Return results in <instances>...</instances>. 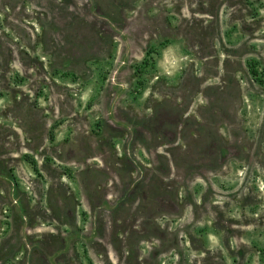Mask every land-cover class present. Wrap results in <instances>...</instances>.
<instances>
[{
	"label": "rangeland",
	"instance_id": "374dc122",
	"mask_svg": "<svg viewBox=\"0 0 264 264\" xmlns=\"http://www.w3.org/2000/svg\"><path fill=\"white\" fill-rule=\"evenodd\" d=\"M0 1V33L9 42L16 38L12 28L7 26V19L16 28L20 24L21 10L13 11L17 4L22 6L25 14L21 17L22 23H33L38 33L40 28L32 21L35 14L37 18H75L77 23L74 28L77 27L82 38L93 37L103 42L99 35L102 30L96 29L95 22L102 19L98 18L101 17L100 10L94 0L93 10L88 0H33L34 8L29 0H24L23 3L22 0ZM164 4L163 0H136L133 4L134 12L128 15L134 18L131 21L133 30L155 35L147 53H142V49L130 53L128 46L126 60H129L130 65L140 68L136 79L142 90L137 94H128L122 103L123 108L149 116V120L142 123L147 127V139L143 141L147 144L145 155L150 166L146 172L136 167V177L126 192L127 194L135 185V189L126 198L131 211L135 209L134 196L131 195L138 189L135 203H140V206L136 213H141L144 208L150 213L147 217V239L139 245L135 243L137 247L132 252L122 246L117 252L107 253V260L101 254L100 262L95 261L93 250L89 246L78 245L76 249L79 264H134L138 253L139 259L147 258L143 264H264V0H222L221 3L213 0L216 15L206 17L205 23L200 25H205L208 29L193 32L188 29L190 20L181 18L179 23L172 15L171 3ZM146 6H149L147 11ZM184 14L187 16L186 12ZM199 31L201 36L210 37V53L207 57L210 61L207 63L199 59L191 49L190 36L199 34ZM50 33L52 43L55 36ZM70 35L72 36V32ZM118 49L111 50L109 57L105 53L88 56L91 58L85 56L81 61L83 70L80 72L58 68L60 76H53L52 83L64 89L68 101L73 104V111L86 118L88 130L97 129L94 125V119L100 114L97 99L107 84L110 66L117 58L120 61L126 52L121 51L119 54ZM51 51L52 49L46 48L44 52L37 47V61L42 60L43 64H48ZM64 51V56L69 57L72 53L67 50V54H64ZM9 61H5L8 65L5 66V71L8 73L3 76L0 84V113H4L5 129H10L13 124L6 117L13 111L14 69L13 63ZM201 74L205 78V84L211 87L208 93L202 90L196 93L192 112L194 108H202L204 119L194 120L190 117L186 121L180 117L182 129L177 131L178 126L175 127L177 132L174 148L170 152L162 149L160 152L163 157L156 154L155 146L160 143L168 144L173 138V132L168 130L172 125L169 120L176 118L177 114L167 106L169 101H175L168 91L183 82H188L189 85L192 83L191 76ZM175 91L177 93L184 90L179 87ZM193 96L194 93L191 98ZM147 100L149 103H162L164 111L160 109L158 114L150 117L151 110H146L144 105ZM186 100L187 97L184 98ZM65 128L63 125L55 130L56 142L65 138ZM160 130L164 131L163 135H159ZM232 134L237 142L231 139ZM55 145L54 143L53 146ZM233 145L241 153V158L229 159L225 167L215 170L211 175L206 174L204 179H186L187 175L205 173V166H215L213 153L216 149H236ZM101 155L102 152L91 150L80 156L81 167L86 166L81 174L80 186L84 192L93 196H104L112 183L109 178L114 182L113 175L119 174L114 168L108 172L97 169L96 161ZM10 156L14 159L11 165L13 174L19 181L21 191L28 196L30 207L36 204L39 208L46 209L47 205L55 212L58 211L55 209V190L49 188V183L56 180L74 191V198L62 197L64 211L69 206L73 208V199L77 200L79 197L74 168L63 166L54 153L34 156L15 150ZM26 156H31L35 164L25 160ZM138 156L144 164L147 163L141 154ZM87 159H93L89 165L83 163ZM57 175L59 179H56ZM148 176L153 178L150 180L151 184L146 185ZM155 197L162 201L168 199L176 210L168 211L160 207L155 212L152 207ZM101 206L107 208V205ZM81 211L80 208L78 212ZM14 212L20 216L19 229L12 234L10 240L1 245L8 248L7 254L0 246L2 259L8 260L3 262L0 259V264H18L14 261L15 257L20 256L25 246H29L30 237L36 239L53 230H64L63 226L56 225L54 221L37 219L38 223L32 225L29 237V221L21 202L14 207ZM87 218L86 215L77 219V229L84 226ZM13 221L9 211L0 208V243L9 238ZM136 221L138 222L134 219L130 226L136 227ZM118 222L121 221L118 219ZM142 232L139 228L135 231V236L139 237ZM116 233H120L117 237L121 240V230ZM117 256L126 259L117 263L112 260Z\"/></svg>",
	"mask_w": 264,
	"mask_h": 264
},
{
	"label": "flooded vegetation",
	"instance_id": "af4514ba",
	"mask_svg": "<svg viewBox=\"0 0 264 264\" xmlns=\"http://www.w3.org/2000/svg\"><path fill=\"white\" fill-rule=\"evenodd\" d=\"M57 1L61 2L60 0ZM94 1L96 7L100 10L99 14L101 17L98 18L102 19L95 22L97 26L94 25L96 29L102 30V32H99V35L103 42L97 41L93 37L82 38L78 33L77 27L74 28V25L77 23L75 18L57 17L55 19L45 16L37 18L35 14L34 19H30L40 28V32L38 33L34 29L33 23H22L21 17L25 14L22 6L18 4L16 5L17 7L13 8V11L21 10L19 26L17 28L14 27L10 19H7V26L11 27L14 31L16 40L9 42L0 33V84H2L3 76L8 73V71H5V66H8L5 64V61L10 60L9 62L13 63L14 69L13 111L6 115L7 119L13 123L10 129H5L4 113H0V119H3V122H0V208L7 209L14 221L11 223L9 238L4 239L0 243V246L10 240L12 234L19 229L18 217L20 216L15 214L14 207L20 202L25 208L24 214L29 221L28 236L32 225L36 222L38 223L37 219L54 221L56 225L59 224L64 228L62 232L53 230L50 234L41 235L39 238L36 237V239H32L29 236V246H25L20 256L15 257L14 261L18 264H79L80 261L76 248L78 245L84 247V244L93 250L95 261L98 262L99 260L100 262L101 256H104V259L107 260V253L111 251L117 252L122 246L128 248L129 252H132L137 247L134 245L135 243L139 245L147 239L146 235L149 229L147 227V217L150 213L145 208L141 209V213L140 211L136 213L140 206V203L136 205L138 195H135L138 193V189L131 195L132 197L134 196L133 206H135V209L133 211H131L132 208L130 209L129 202L126 200L119 208L111 209L119 200L124 198L126 192L129 190L128 186L131 185L133 179L136 177V167H140L146 172L150 166L145 155L147 144L143 141L147 139V127H144L143 123L147 119L149 120V116H144L143 113H135L131 109L122 107V103L128 94H137L142 90V87L140 89V82L136 79L140 68L130 65L129 60L121 63V60H118L119 58L111 64L107 84L103 87L104 90L99 93L97 99L100 114L99 117L94 119V125L97 127L96 130L94 128L92 130L87 129L86 118L73 111V104L68 101L64 89L52 83L54 81L53 76H60L58 75V68L62 70L82 71L81 61H83L85 56H95V54L99 56L105 53V56L109 57L111 50L119 48L118 52L120 54L121 51H126L128 46L130 47V53L135 52V50L139 52V49L143 50L142 53H147L151 49V47H148L153 39L152 37L155 35L148 32H136L133 30L131 22L134 18L132 16L128 17V15H132V12H134L133 4L136 0ZM163 2L165 3L164 5L171 3L172 15L176 20H179V23L181 18L190 20L188 29L192 32L200 29L207 30L208 27L200 25L205 23L206 17H214L217 12L213 0H163ZM221 2L222 0H219V3ZM9 4L14 6L11 1H9ZM29 4L33 8L35 7L33 0H29ZM148 8L149 6H146L145 11ZM184 12L187 13V16ZM64 19H67V22ZM145 24L148 23L146 22ZM71 32L72 36L70 35ZM49 33L55 36L53 39L54 43H51ZM194 34L190 36V40L192 39L190 42L191 49L199 59L207 63V61H210L207 58L210 53V37L201 36L200 31L199 34ZM37 47H40L44 52L46 48L52 49L50 52L51 59H49L48 64H43L42 60L37 61ZM67 50L72 52L69 57L62 55V51H64V54H67ZM214 60L216 61V59ZM191 77L192 83H189V85L187 84L188 82H183L178 84L176 88L168 91L169 96L172 95L175 101H169L167 106L177 114V117L170 118L169 120L172 125L168 130L173 132L172 140L168 141V144L165 145L160 143L154 148L156 149V154H160V156H162L160 152L162 149V151L166 149L167 152H170L174 148L175 133L178 129H182L180 117L186 121L190 117L191 119L194 118V120L204 119V115L201 112L202 108H194L193 112L192 108L194 100L197 97L196 93L201 90L208 93V89L211 86L205 84L203 74ZM218 77L222 78V76ZM188 78L189 76H187ZM121 83H125L127 89L116 102L114 110L110 115L109 110L116 94L120 91ZM179 87H182L184 91L176 93L175 90ZM43 93H46V96H43ZM193 93L194 96L191 98ZM185 97L188 100L184 101ZM205 97L206 94L204 99ZM149 102L147 100L144 105L146 110H151L150 117L154 116L155 113L158 114L159 112L157 111L160 109L164 111L162 103ZM63 125L66 127V136L60 142H56L55 130ZM175 127H177V131ZM161 134L163 135L164 131L161 132L160 130L159 135ZM231 139L236 140V137L232 134ZM54 143L56 144L55 146H53ZM233 146L236 147V145ZM210 148L212 152L213 146ZM15 150L34 154V156L42 153H54L55 158L60 163H63V166L74 168V180L78 187L77 192L79 197L77 200L73 199L75 201L73 208H69V206L68 210L64 211L62 197H73L74 191L56 180L49 183V188L55 190V202L57 203V208L55 209L58 211L56 210L57 212H55L54 209H51L47 205H45L46 209H41L36 204L30 207L28 196L21 191L19 181L13 174L11 165L14 159L11 158L10 153ZM91 150L102 152L100 159L96 161L98 170L108 172L111 168H114L119 173L118 175H113L114 182L109 178L112 183L105 191L104 196L102 194L100 196L88 194L80 186V182L82 181L81 174L86 170V166L81 167L80 156L83 152ZM220 151L216 149L213 153V156L215 155V166H205L207 168L205 169V173L193 176L187 175L186 179H204L206 174L211 175L215 170L225 167L229 162L227 160L219 163L221 159ZM230 151L235 154L232 158L239 159L242 157L237 147ZM138 154L142 155L147 162L146 164L139 160ZM28 157L26 156L24 159L29 161L30 164H35L34 159L31 156ZM92 160L87 159L83 163L89 165ZM151 178L153 177L148 176L146 185L151 184ZM56 179H59V175H57ZM177 180L179 181L178 177ZM62 183H64L63 180ZM153 201L152 207L155 212H158L160 207L168 211L171 208L159 197H155ZM102 204L107 205V208H102ZM80 208L82 211L78 212ZM95 210L97 213H94ZM86 215L88 218L84 226L80 230L77 229V219L81 216L86 217ZM118 219L121 222H118ZM134 219L138 220L135 224L137 225L136 227L130 226ZM139 228L143 232L142 235L136 237L135 231ZM117 230H121V240L117 237L120 236V233L117 235ZM1 249L7 254V247L1 246ZM2 255L0 250L1 261H8L7 259H2ZM137 256L134 264H143L145 260L147 261L146 257L139 259ZM109 257L111 258L112 256ZM116 258V260L114 258L112 260L117 261V263L119 260L126 259L125 257L119 258L118 256Z\"/></svg>",
	"mask_w": 264,
	"mask_h": 264
},
{
	"label": "water",
	"instance_id": "95a60500",
	"mask_svg": "<svg viewBox=\"0 0 264 264\" xmlns=\"http://www.w3.org/2000/svg\"><path fill=\"white\" fill-rule=\"evenodd\" d=\"M90 2V6H91V10L94 9V4L92 2V0H88ZM127 54H128V48L125 52V54L123 55L122 59H121V63H124L126 61V58H127ZM127 89V86L125 83H121L120 85V91L116 94V97L114 98L113 102H112V105H111V108L109 110V114L111 115L113 110H114V106L116 104V102L118 101V99L121 97V95L126 91ZM169 135V134H168ZM172 138V136L170 137ZM220 156H221V159H220V162L219 163H223L229 159H231L232 157H234V153L232 151H230L229 149L227 148H223L221 149L220 151ZM135 189V185L132 187V189L124 196L123 199L119 200L111 209H116L121 203H123L126 198H127V195L129 196L131 194V191H133ZM166 204H168L171 208L169 211H175L176 208L172 205V203L170 201H168V199H164L163 200ZM168 208V207H167Z\"/></svg>",
	"mask_w": 264,
	"mask_h": 264
},
{
	"label": "trees",
	"instance_id": "16d2710c",
	"mask_svg": "<svg viewBox=\"0 0 264 264\" xmlns=\"http://www.w3.org/2000/svg\"><path fill=\"white\" fill-rule=\"evenodd\" d=\"M226 78H229L227 75H226ZM164 251V250H163ZM162 251H160V253H161ZM160 253L158 252V254L160 255ZM162 254V253H161ZM209 260V259H208Z\"/></svg>",
	"mask_w": 264,
	"mask_h": 264
}]
</instances>
